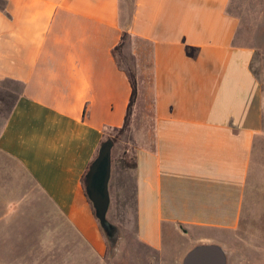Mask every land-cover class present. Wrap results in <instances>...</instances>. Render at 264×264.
Here are the masks:
<instances>
[{"label": "crops", "instance_id": "crops-1", "mask_svg": "<svg viewBox=\"0 0 264 264\" xmlns=\"http://www.w3.org/2000/svg\"><path fill=\"white\" fill-rule=\"evenodd\" d=\"M121 2L0 0V87L19 88L0 129V264H180L197 244L264 264L229 240L264 216V89L233 0H134L125 25ZM123 33L144 47L133 138L111 152V253L82 177L124 124Z\"/></svg>", "mask_w": 264, "mask_h": 264}, {"label": "rangeland", "instance_id": "rangeland-1", "mask_svg": "<svg viewBox=\"0 0 264 264\" xmlns=\"http://www.w3.org/2000/svg\"><path fill=\"white\" fill-rule=\"evenodd\" d=\"M121 1L124 11L122 24L125 25L132 14L134 0ZM228 10L239 18V42L243 45L256 48L251 68L258 79H260L264 89V0H233V5L230 6ZM143 47L144 45L142 43L136 42V40L129 35L124 38L122 47L119 51L115 52V57L125 71H132L137 76L138 72L135 67V61L133 60V54L142 51ZM18 90L19 88L14 84H5L0 87V129L12 108ZM141 120H144L142 116L140 121ZM142 121L140 123H142ZM110 136L114 137V145L118 150L121 148L120 144L122 142L130 143L129 141L133 138L131 130L128 133H126V131H111ZM120 153L121 151H119L118 155L115 154L114 156L120 158ZM3 158L4 157L0 154V160ZM125 158L126 161L124 162L130 161L127 156ZM258 219L259 221L256 224V228H258L257 235H260L262 238L258 237L256 232L249 230V225L245 222L243 225L245 228L243 232L244 236L240 234L239 237L229 238L233 245L231 247L232 252H234V248L235 253L263 256L262 258L264 259V216H259L257 220ZM239 239L245 240L241 242ZM247 239L254 240L247 241ZM108 245H110L109 242ZM229 249L228 251H230Z\"/></svg>", "mask_w": 264, "mask_h": 264}, {"label": "water", "instance_id": "water-1", "mask_svg": "<svg viewBox=\"0 0 264 264\" xmlns=\"http://www.w3.org/2000/svg\"><path fill=\"white\" fill-rule=\"evenodd\" d=\"M113 146L112 139H106L100 144L97 156L90 164L84 180L86 196L94 209L98 224L110 244L111 253L116 250L120 237L117 227L107 220L110 204L108 186ZM180 264H227L226 253L216 244H197L185 254Z\"/></svg>", "mask_w": 264, "mask_h": 264}, {"label": "trees", "instance_id": "trees-1", "mask_svg": "<svg viewBox=\"0 0 264 264\" xmlns=\"http://www.w3.org/2000/svg\"><path fill=\"white\" fill-rule=\"evenodd\" d=\"M127 35H128L127 33H123L122 34L120 43L114 49L115 52L120 50V48L122 47V44H123V40H124V38ZM126 73H127V76H128L130 87H131L130 99H129L128 106H127V111H126L124 124H123V126L120 129L114 130V131H120V132L126 131V133H128L131 130V122H132L131 115H132V112L134 110V105L136 104L137 94H138V87H137V76H136V74L134 72L128 71V70L126 71ZM142 114L143 115L145 114V116L147 117V120L144 119L143 121L142 120L141 121L143 123L145 122V124L149 125V123H150L149 122L150 121L149 102L146 103L145 101H141L139 99V102L137 103V107H136V117H135V122L136 123H138L140 121ZM106 139H112L113 142L115 143L114 137L109 136ZM128 165L129 166H133L132 164H128ZM88 169H89V167L87 168L86 172L84 173V175L82 177V185H83V187H84L85 175H86Z\"/></svg>", "mask_w": 264, "mask_h": 264}]
</instances>
